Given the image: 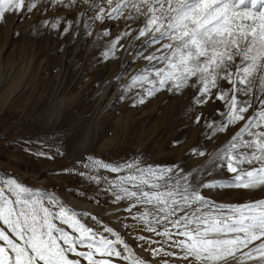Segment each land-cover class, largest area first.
<instances>
[{
  "label": "snow or ice",
  "instance_id": "snow-or-ice-1",
  "mask_svg": "<svg viewBox=\"0 0 264 264\" xmlns=\"http://www.w3.org/2000/svg\"><path fill=\"white\" fill-rule=\"evenodd\" d=\"M40 3H48L45 12L86 6L75 27L71 20L62 27L61 17L43 27L75 37L83 20L86 42L99 22L94 46L112 35L103 25L124 21L101 55L109 61L123 51L140 62L116 78L132 72L123 92L135 91L133 107L187 89L193 95L186 118L209 102L223 107L211 118L196 114L204 139L187 155L207 159L192 168L152 164L138 154L111 162L87 155L62 170L95 186V203L109 197L114 224L54 191L0 176V264H264V0H0V24ZM35 155L55 158L44 150ZM233 190L249 198L224 203L209 196Z\"/></svg>",
  "mask_w": 264,
  "mask_h": 264
},
{
  "label": "rangeland",
  "instance_id": "rangeland-1",
  "mask_svg": "<svg viewBox=\"0 0 264 264\" xmlns=\"http://www.w3.org/2000/svg\"><path fill=\"white\" fill-rule=\"evenodd\" d=\"M47 7L48 3H40L31 14L7 15L0 24V176H11L33 189L54 191L76 210L114 224L109 212L116 206L110 205L109 197L99 195L101 203H95V186L62 170L77 166L87 155L111 162L138 154L152 164L180 163L192 168L207 159L187 155L204 139L203 120L199 125L193 120L198 112L211 118L223 105L209 102L186 118L193 95L187 89L181 94L165 90L133 107L135 91L123 92L132 72L116 78L129 64L134 70L140 62L126 58L123 51L109 61L101 55L107 42L125 27L124 21L103 25L112 29V35L94 46L99 22L93 25V35L84 38L86 42H82L83 20L75 37L71 30L64 34L43 27V21L57 17L63 18L62 27L67 20L75 27L86 6H56L45 12ZM77 130L80 138L74 136ZM227 138L223 135L216 143L223 144ZM42 143L47 147L42 148ZM57 149L63 155L56 156ZM41 150L55 158L35 155ZM209 196L224 203L249 198L242 190L212 191ZM83 219L94 223L88 216ZM139 254L150 259L147 252Z\"/></svg>",
  "mask_w": 264,
  "mask_h": 264
},
{
  "label": "bare ground",
  "instance_id": "bare-ground-1",
  "mask_svg": "<svg viewBox=\"0 0 264 264\" xmlns=\"http://www.w3.org/2000/svg\"><path fill=\"white\" fill-rule=\"evenodd\" d=\"M244 192V191H243Z\"/></svg>",
  "mask_w": 264,
  "mask_h": 264
}]
</instances>
